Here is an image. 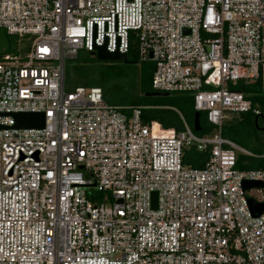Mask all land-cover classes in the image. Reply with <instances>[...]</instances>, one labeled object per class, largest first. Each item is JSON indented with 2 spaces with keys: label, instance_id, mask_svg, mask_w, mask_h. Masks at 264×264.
<instances>
[{
  "label": "built area",
  "instance_id": "1",
  "mask_svg": "<svg viewBox=\"0 0 264 264\" xmlns=\"http://www.w3.org/2000/svg\"><path fill=\"white\" fill-rule=\"evenodd\" d=\"M0 29L26 44L0 55V264H264V211L247 201L264 188L243 187L264 169L239 168L251 153L221 133L260 114L232 86L264 76V0H0ZM100 47L134 48L152 89L189 93L214 131L66 90L67 61ZM17 112L44 127H13Z\"/></svg>",
  "mask_w": 264,
  "mask_h": 264
},
{
  "label": "trees",
  "instance_id": "2",
  "mask_svg": "<svg viewBox=\"0 0 264 264\" xmlns=\"http://www.w3.org/2000/svg\"><path fill=\"white\" fill-rule=\"evenodd\" d=\"M1 30V29H0ZM3 31V30H2ZM8 40L16 38L8 35ZM13 52V51H11ZM8 53V52H7ZM129 63L101 61L88 52H81L76 60L65 68L64 86L71 90L76 86L100 87L105 101L114 106H145L143 119L145 122L156 121L164 128L177 131L183 129V120L192 127L196 110L193 98L189 93H169L155 95L151 79L152 63L140 61L134 48L128 53ZM98 61V62H97ZM233 89L243 92L260 114L242 113L233 116L222 126V135L251 154H240L239 168L264 169V146L260 145V131H264V76L251 81H239ZM176 108L181 115L174 109ZM200 135L212 133L214 126L210 125L200 113ZM208 152L191 148L185 156V163L193 167H203ZM246 163V164H245Z\"/></svg>",
  "mask_w": 264,
  "mask_h": 264
},
{
  "label": "water",
  "instance_id": "3",
  "mask_svg": "<svg viewBox=\"0 0 264 264\" xmlns=\"http://www.w3.org/2000/svg\"><path fill=\"white\" fill-rule=\"evenodd\" d=\"M91 55L96 56L100 61H123L124 63L131 62L126 54L119 52H108L105 47H100L96 51L90 52ZM155 95H167L168 93L155 92ZM15 124L13 127L17 128H43L45 124V117L43 113L36 112H17L10 114ZM193 127L196 131L201 130L200 113L196 112L194 117ZM244 189L251 188H264V181H244ZM248 205L252 215L258 216L264 211V203L256 202L252 198H248ZM152 205L157 206V194L154 192L152 195Z\"/></svg>",
  "mask_w": 264,
  "mask_h": 264
},
{
  "label": "rangeland",
  "instance_id": "4",
  "mask_svg": "<svg viewBox=\"0 0 264 264\" xmlns=\"http://www.w3.org/2000/svg\"><path fill=\"white\" fill-rule=\"evenodd\" d=\"M15 41L12 42L11 40H8L7 35L5 34L4 36V31L0 30V55H3L4 53L10 52V51H26V44L24 41H16V39H14ZM95 58L98 60V58L95 56ZM99 62H101L100 60H98ZM97 61V62H98ZM70 62L72 61H67L66 63V67L68 68L70 65ZM105 62V61H103ZM113 62H121L124 63L123 61H113ZM176 94V93H173ZM204 115V113H202ZM194 124V120L192 123V127ZM262 124L264 125V122H262ZM194 128V127H193ZM196 131V130H195ZM199 132V131H197ZM260 145L264 146V131H260ZM255 193L256 191L253 190L250 192L251 197H255Z\"/></svg>",
  "mask_w": 264,
  "mask_h": 264
}]
</instances>
